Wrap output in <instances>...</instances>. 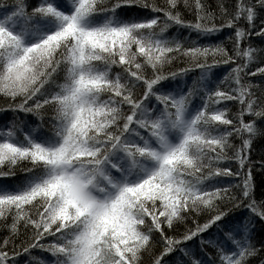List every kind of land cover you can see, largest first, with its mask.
I'll return each mask as SVG.
<instances>
[{"label":"snow or ice","instance_id":"obj_1","mask_svg":"<svg viewBox=\"0 0 264 264\" xmlns=\"http://www.w3.org/2000/svg\"><path fill=\"white\" fill-rule=\"evenodd\" d=\"M0 101V264H264V0H0Z\"/></svg>","mask_w":264,"mask_h":264},{"label":"trees","instance_id":"obj_2","mask_svg":"<svg viewBox=\"0 0 264 264\" xmlns=\"http://www.w3.org/2000/svg\"><path fill=\"white\" fill-rule=\"evenodd\" d=\"M171 31H176V30L172 29ZM183 34L187 35L186 32H183ZM193 38H195L194 34H193ZM222 38H223L222 36L213 37L211 38V41L215 42V40ZM201 42H207V41H205L204 38H201ZM258 42L259 41H257V43ZM180 66H183V64H181ZM196 74H198V70H193V72L189 74V79H191V76ZM2 102L3 101H0V103ZM10 118H11V113H0V123H3L5 122V120ZM261 152H264V139H257L253 144L252 158L259 159ZM233 167H235L234 164ZM253 171H254V180L257 186L256 187L257 197L259 198L261 191L264 190V174L257 172L255 169Z\"/></svg>","mask_w":264,"mask_h":264}]
</instances>
